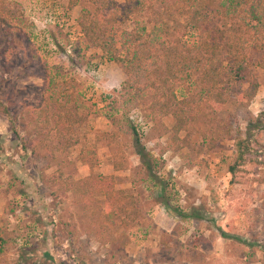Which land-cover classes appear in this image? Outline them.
I'll return each mask as SVG.
<instances>
[{"label": "rangeland", "instance_id": "obj_1", "mask_svg": "<svg viewBox=\"0 0 264 264\" xmlns=\"http://www.w3.org/2000/svg\"><path fill=\"white\" fill-rule=\"evenodd\" d=\"M192 1L198 9L208 5L209 27L232 28L226 0ZM136 2L138 10L125 18L124 10ZM181 4L171 3L166 11L168 4L159 0H77L73 5L71 0H0V16L14 27L0 29V242L5 243L0 264H264V10L251 1L262 24L243 42L250 55L247 72L258 84L253 99L243 107L236 99L247 83L229 84L216 113L204 110L206 119L173 139V118L160 119L149 109L161 94L134 85L146 83V72L160 62L159 43H178L187 51L198 39L191 9ZM85 9L97 14V32L114 40L111 47L99 49L84 37L79 21ZM239 15L251 17L247 11ZM133 33L143 39L130 47L129 59L133 50L146 47L137 53L140 66L134 61L126 70L125 64L109 61L105 50L125 57L123 47ZM189 83L174 82L177 101ZM51 94L74 105L83 121L73 127L70 147L55 149L56 159L48 162L42 153L33 156L22 148L35 132L33 147H55L53 133L37 143L41 121L33 117L39 100ZM130 127L155 159L159 188L142 182ZM225 131L247 147L245 163L234 175L228 170L236 154L234 139L218 138L211 147L216 133ZM90 175L113 177L114 191L131 193V205L140 213L133 226L114 208L106 215L107 203L99 197L90 209L99 212V228L90 226L92 215L77 196L65 192L69 181ZM163 202L176 214L197 216L175 218ZM110 236L122 238L117 243ZM162 242H169L170 257Z\"/></svg>", "mask_w": 264, "mask_h": 264}, {"label": "trees", "instance_id": "obj_2", "mask_svg": "<svg viewBox=\"0 0 264 264\" xmlns=\"http://www.w3.org/2000/svg\"><path fill=\"white\" fill-rule=\"evenodd\" d=\"M76 1L77 0H71V5L75 4ZM226 1V11L231 14V19L233 20L231 24L232 28L228 30H223L219 27H209L206 22V16L208 14L206 7L208 5L205 7L204 4L198 9V3L194 5L192 0H159V3L168 4V6L164 8L166 11L171 7L170 4L174 2H181L182 7H180H186L187 11L191 9L189 20L193 22L194 26H192V28L198 35L195 44L192 47L186 48L187 51H182L178 43L174 44L175 46L172 47L159 43V47L155 49V51L159 52L160 62L153 70L146 72L144 77L147 79L146 83L141 84V82L137 81L134 85L137 90L142 91V88H147L152 92L155 91V93L161 94V99L159 97V99L153 101L154 103L150 104L149 109L158 114L160 119L167 116L173 118L174 123L170 129V133L172 134L171 138L173 139H176L179 133L185 131L189 124L199 123L200 118L206 119L204 110L216 113L218 108L223 106L226 102L227 85L238 81L247 83L248 87L245 92L236 99L243 107L248 106L257 92L258 84L251 75L249 76V72H247V65L248 63L250 64V55L243 47V42H249L250 39L258 34L259 27L262 24V18L258 15L259 13L256 14V7L251 4V1L254 0ZM255 1L258 8L262 6V10H264L263 0ZM139 7V4L136 2L133 8L130 7L125 9V18H129L131 14H134L133 9L136 11ZM239 11L242 13L247 11L251 15L250 19H247L246 15L241 17ZM96 15L94 16L88 9H85L79 21V28L90 43L99 49H106V47H111L113 45L114 40L104 38V33L97 32ZM107 17L108 16H106V18ZM155 21H157L158 24L162 23L160 17L159 21L156 20V18ZM155 25L156 23L152 27L154 28ZM0 29L6 32L14 30V27L10 25L8 19L0 16ZM142 37L143 36L139 35V33L129 35L125 43L127 47H123L125 57L122 55L114 57L108 50H105L108 60L125 64L126 70L133 69L132 65L135 64L134 61L140 66L142 57L141 55L137 57V53L140 50L142 51V49H144L143 47H146V45H143L142 48L133 50L132 53L134 54L132 59H129L131 56L128 52L130 51V47L134 46L135 43L139 46V40L143 39ZM221 49L224 52V56H221ZM146 55L150 56L151 54L148 52ZM184 72H186L185 76H181ZM184 79L190 81V87H182L184 97L181 101H177L173 84L175 81H179L180 84ZM33 112L37 114L33 115L34 119L38 118L37 120L41 121L39 126L41 137L37 140V143L38 141L39 143L45 142L52 133L57 143L55 147L48 145L37 149L33 147L35 137L38 135L35 132L30 134L29 143L23 145L22 149L26 154L36 156L42 153L43 158L48 162L54 161L56 159L54 150L58 149L60 152H64L70 147L71 139L68 138L71 136L73 127L75 124L81 123L83 119L80 120L78 117L74 105H69L67 101L62 102L52 94L48 97H42ZM199 113L200 116L198 117ZM159 126L164 128L163 123H160ZM162 128L159 129L162 131ZM130 131L135 138L134 146L136 150L134 155L140 162L139 167H137L138 169H136L144 175L142 182L152 184V187L159 188V177L157 173H155V159L146 151L145 147L140 144L136 133L137 129H135V127H130ZM13 133L17 135L16 130H14ZM216 136L217 138L215 142L213 141L214 144L211 145V147L216 145L218 138L223 140L234 139L228 131L224 133L217 132ZM64 141H66V143ZM233 144L236 154L234 163L228 167V170L234 175L238 168L245 163L247 147L244 140L239 137L234 139ZM119 167L122 169L125 168L124 166L122 167V165H118L116 169ZM58 176L61 178V173H59ZM51 179L55 180L53 177ZM114 185L113 177L90 175L75 182L69 181L66 185L65 192H70L77 196L80 203L83 205V210L85 212L89 211V215H92L90 216L93 224L90 225L92 228H99L97 227L98 220L96 219V217L98 218L99 216V212L90 211L93 201L98 197L103 198L107 203L109 213L105 212L106 215H110L111 209L114 208L116 209V213L124 215L129 219L126 224L131 227L134 225L135 218L140 216L139 209L136 208L135 205H131L133 202L131 201V193L125 192L124 190L114 191ZM129 204L134 208L132 213L126 212ZM162 205L165 207L167 213L175 218H192L197 216L196 213L186 215L180 211L176 214L177 209L171 208L168 202H163ZM85 218H87L86 215ZM112 223L114 225L117 224L116 221H112ZM85 226L88 227V225ZM100 226L103 230L109 231V228H104L103 225ZM114 231V228L111 229L110 234ZM120 238L122 237L116 240V238L114 239L110 236L108 239L111 242L114 240V242L118 243ZM163 242V253L166 258L170 257V244L169 242L163 244ZM3 246H5V243L1 241L0 252L4 249Z\"/></svg>", "mask_w": 264, "mask_h": 264}]
</instances>
